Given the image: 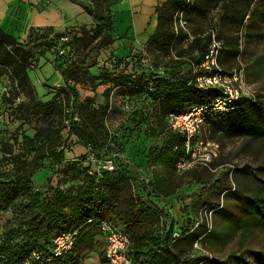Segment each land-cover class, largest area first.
Masks as SVG:
<instances>
[{
  "label": "rangeland",
  "instance_id": "374dc122",
  "mask_svg": "<svg viewBox=\"0 0 264 264\" xmlns=\"http://www.w3.org/2000/svg\"><path fill=\"white\" fill-rule=\"evenodd\" d=\"M70 1L54 0V6L42 7L41 12L66 11L67 16L84 24L61 30L69 43L62 53L53 30H27L23 38L31 54L27 71L40 101H50L55 94L63 96V82L54 67L90 60L87 51L92 43L79 38L84 40L83 30L90 36L95 23L79 11L86 6L112 17L113 41L94 54V66L81 69L95 79L82 74L70 84L81 100L89 97L94 108L108 95L104 129H98V139L105 142L113 165L127 179L103 188L109 204L102 215L130 234L137 264H145L146 254L157 249L160 237L170 239L173 231L182 236L169 241L180 264H264V211L252 216L242 210L248 194L264 196V137L227 136L202 124L200 136L217 142L219 151L209 167L195 165L178 172L174 167L176 154L167 150L168 130L164 119H159L157 94L169 89L167 83L180 79L193 83L202 71L190 63L196 52L193 42L197 38L211 42L214 37L222 43L217 59L219 76L225 84L240 86L254 97L253 104L264 114V0ZM192 2L196 8L185 9L184 5ZM8 6L2 28L20 39L25 21H31L36 10L23 0H10ZM233 49L236 53L231 55ZM122 76L131 84L137 83L138 89H125ZM7 97L13 102L7 103ZM22 99L7 70L0 67V144L11 145L14 153L20 151L19 144L12 141L14 136L19 139L21 132L31 136L38 124L29 118L16 129L22 117L16 105ZM61 134L64 159L42 164L30 179V191L49 195L57 189L74 194L87 181L86 148L74 135H67L65 128ZM10 158L0 152V172L12 167ZM28 158L22 156L16 163ZM89 163L95 171L99 169L98 162ZM24 198L18 195L0 209V264H17L11 250L22 243L25 233ZM249 200L248 211H260L264 200L253 194ZM71 264H106L103 238L96 234L88 245L77 248Z\"/></svg>",
  "mask_w": 264,
  "mask_h": 264
},
{
  "label": "trees",
  "instance_id": "16d2710c",
  "mask_svg": "<svg viewBox=\"0 0 264 264\" xmlns=\"http://www.w3.org/2000/svg\"><path fill=\"white\" fill-rule=\"evenodd\" d=\"M184 6L185 9L193 10L196 8L193 2L186 3ZM82 10L95 23L91 27L90 36L83 30L84 40L79 38L80 41L92 43L87 51L90 60L70 61L59 69L54 67L63 82V96L55 94L50 101L39 100L37 90L30 80L27 71L31 64L28 42L24 39L19 40L0 28V67L7 70L16 94L23 96V99L16 105V108L22 112V117L19 118L20 123L16 129L29 121V118H34L38 123L37 126L33 127V135L30 136L21 132L19 139L14 136L13 143L20 146L18 153L13 152L11 145L0 144V152L11 157L10 162L12 163L9 170L0 172V209H5L18 195H25L24 207L27 210L25 233L22 243L11 250L13 256L16 257L17 264H71L77 248L88 245L96 234L103 238L97 229L98 220L110 219L102 215V210L106 209L109 204L103 188L110 189L114 183H120V181L127 179L115 164L111 171L101 167L95 171L89 163L93 162L94 164L107 159L114 162V158L108 155L105 142H100L98 139V129H104L103 120L108 107V95L107 93L103 95L105 102L94 108L89 97L80 99L77 89L70 84V81H78V75L88 76L86 70L81 71V69L94 66L96 64L94 54L101 47L107 46L113 41L110 35L113 19L109 15L98 14L86 6H83ZM157 19L156 28L158 29L160 27L159 16ZM29 29L32 31L51 29L55 32V38L58 39L62 49L69 47L68 37L61 31H56L52 27H31ZM63 37L65 40H62ZM193 43L196 46V52L191 55L190 63L192 67L198 68L208 51L210 40L197 38ZM234 52L233 49L230 54L232 55ZM51 64L53 65V63ZM196 76H194L193 83L187 79H180L173 84L167 83L169 88L167 91L162 89L157 91L158 96H160L158 101L159 119H164L167 127V150L176 154L175 162L183 154L184 138L181 134L170 130L166 121L168 114L185 112L194 106L209 104L215 98L223 96L220 89L199 88L195 82ZM88 77L91 80L95 79L94 76ZM120 79L125 89H128L127 86L131 89H138L139 87L137 83H129L127 76H122ZM5 101L12 103L13 99L7 97ZM253 101L254 97L245 96L234 99L226 104L225 110L214 114L206 113L203 124L207 123L212 128L224 132L227 136L264 137V114L253 104ZM74 116L77 119H74ZM65 121L66 124H64ZM63 128L67 130V135H74L77 138L78 142L86 148V153L93 156L94 160H91L89 155L87 156V160L89 159L85 166L87 181L79 186L74 194L61 192L57 189H54L49 195L30 191V179L42 167V164L64 159L65 151L61 134ZM22 156L29 158L23 159L20 164H17L16 159L20 160L19 158ZM251 194L261 201L264 200V196L258 193L248 194L247 200L242 204L243 212L252 216L261 214L264 211V203L260 204V211L258 212L248 211L249 195ZM132 203L131 200L130 204ZM217 209L221 210L222 208L217 207ZM72 230H77V238L72 248L61 255H54L52 252L53 238L59 233ZM123 230L130 239L129 253L133 264H137L132 254L131 236L127 230ZM174 232L179 234L178 237L173 236ZM173 233L170 237L171 241L167 235L160 237L157 249L146 254L148 260L145 264H180V258L170 249L169 241L170 243L175 242L182 236L178 231H173ZM139 252L137 250V257L140 255L137 254ZM256 253L260 255L259 252ZM104 261L106 262L105 258Z\"/></svg>",
  "mask_w": 264,
  "mask_h": 264
},
{
  "label": "built area",
  "instance_id": "2783aa9c",
  "mask_svg": "<svg viewBox=\"0 0 264 264\" xmlns=\"http://www.w3.org/2000/svg\"><path fill=\"white\" fill-rule=\"evenodd\" d=\"M62 40H65L63 37ZM221 42L212 38L204 60L199 67L202 71L195 77V82L199 88H218L223 96L215 98L211 103L203 106H194L185 112L169 113L166 121L171 131L183 136V154L175 162V169L181 172L195 165L209 167L212 159L219 151V144L212 140L203 139L200 136V129L206 113L223 111L226 104L241 96L251 97L240 86L232 87L225 84L218 72L217 59L221 49ZM61 49L59 52L62 53ZM74 119H77L74 116ZM91 160L93 156L89 155ZM99 167L106 170H113L112 160H102ZM212 170V169H210ZM98 231L104 239V258L107 264H133L129 253L130 239L127 233L110 219L98 220ZM174 232L173 236L178 237ZM77 238V230L59 233L53 238L52 252L54 255H61L68 252ZM36 257H38L36 255Z\"/></svg>",
  "mask_w": 264,
  "mask_h": 264
},
{
  "label": "crops",
  "instance_id": "0c3cea01",
  "mask_svg": "<svg viewBox=\"0 0 264 264\" xmlns=\"http://www.w3.org/2000/svg\"><path fill=\"white\" fill-rule=\"evenodd\" d=\"M70 1V0H69ZM10 0H0V28H2V24L4 22V19L8 15V5ZM54 0H38L36 3H34V0H23V3H27L30 5V7L35 8L36 13L33 15L31 21H25V27L22 31V37L19 39H23L25 37V34L27 30L31 27L38 28V27H52L56 31H61L65 27L69 25H80L84 23H78L76 20H74L72 17L67 16L66 11H62L61 13H54L51 10L41 12V8L49 5H53ZM72 2V1H70ZM74 3V2H72ZM77 4V3H75ZM54 6V5H53ZM79 13H85L83 10H80ZM91 22L90 20L88 23ZM9 34H11L8 30L3 29ZM12 35V34H11ZM13 36V35H12ZM49 63V62H48Z\"/></svg>",
  "mask_w": 264,
  "mask_h": 264
}]
</instances>
